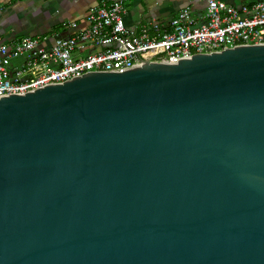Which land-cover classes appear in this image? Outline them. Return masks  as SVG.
Returning <instances> with one entry per match:
<instances>
[{
	"label": "water",
	"instance_id": "95a60500",
	"mask_svg": "<svg viewBox=\"0 0 264 264\" xmlns=\"http://www.w3.org/2000/svg\"><path fill=\"white\" fill-rule=\"evenodd\" d=\"M0 264H264V43L1 96Z\"/></svg>",
	"mask_w": 264,
	"mask_h": 264
},
{
	"label": "built area",
	"instance_id": "2783aa9c",
	"mask_svg": "<svg viewBox=\"0 0 264 264\" xmlns=\"http://www.w3.org/2000/svg\"><path fill=\"white\" fill-rule=\"evenodd\" d=\"M131 0H97L73 32L45 45L33 36L12 44L0 38V97L61 83L84 73L121 71L149 62H177L204 54L264 43V0L239 6L205 0L200 17L182 8L167 25L152 18L139 31L125 23ZM10 61L17 63L10 67Z\"/></svg>",
	"mask_w": 264,
	"mask_h": 264
},
{
	"label": "crops",
	"instance_id": "0c3cea01",
	"mask_svg": "<svg viewBox=\"0 0 264 264\" xmlns=\"http://www.w3.org/2000/svg\"><path fill=\"white\" fill-rule=\"evenodd\" d=\"M97 0H0V38L12 44L24 36H33L49 45L56 38L73 32L71 21L82 24L89 7ZM239 6L256 0H226ZM205 0H131L127 3L126 25L139 31L155 18L167 25L182 8L197 18L203 14ZM16 62V61H12ZM17 63V62H16Z\"/></svg>",
	"mask_w": 264,
	"mask_h": 264
},
{
	"label": "rangeland",
	"instance_id": "374dc122",
	"mask_svg": "<svg viewBox=\"0 0 264 264\" xmlns=\"http://www.w3.org/2000/svg\"><path fill=\"white\" fill-rule=\"evenodd\" d=\"M14 64H16V62L10 61V67L13 66Z\"/></svg>",
	"mask_w": 264,
	"mask_h": 264
},
{
	"label": "trees",
	"instance_id": "16d2710c",
	"mask_svg": "<svg viewBox=\"0 0 264 264\" xmlns=\"http://www.w3.org/2000/svg\"><path fill=\"white\" fill-rule=\"evenodd\" d=\"M252 2V1H251Z\"/></svg>",
	"mask_w": 264,
	"mask_h": 264
}]
</instances>
